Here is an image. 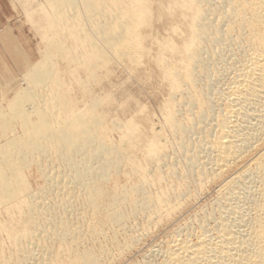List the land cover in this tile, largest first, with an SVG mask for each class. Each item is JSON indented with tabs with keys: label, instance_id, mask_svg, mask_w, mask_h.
<instances>
[{
	"label": "bare ground",
	"instance_id": "6f19581e",
	"mask_svg": "<svg viewBox=\"0 0 264 264\" xmlns=\"http://www.w3.org/2000/svg\"><path fill=\"white\" fill-rule=\"evenodd\" d=\"M47 3L48 35L59 38L46 41L45 56L23 75L25 85L15 93L9 110L0 109L1 129L8 130L7 125L17 121L24 131L0 144V205L1 213L8 218L0 223V234L6 233L12 246L5 253V243H0V264H110L115 254L121 256L134 247V240L139 241L134 236L138 230L146 229L136 228L133 232L132 219L142 214L150 223L178 211L186 180L184 183L174 162L166 167L167 171L162 170L169 150L154 134L144 146V161L151 162L152 177L147 172L150 166L146 164L145 171L138 164L129 148L144 137L139 120L116 118L108 129L106 114L99 110L106 99L95 94L79 103L76 96L73 101L65 96L56 86L64 81L56 70V54H64L74 64L68 72L74 83L78 81L75 85L81 83L82 92L85 85L81 72L87 73L81 75L88 81L112 62L130 63L135 71L144 52L142 30L153 29L154 6L148 0ZM158 3L156 21L176 16L185 26L179 46L172 45L170 39L162 45V53L158 51L163 75L172 89L171 102L177 92L184 97V117H178L180 104L164 109V126L174 138V146H169L178 159L184 160L185 170H193L198 182L216 180L220 193L216 192L221 196L214 201L218 203L216 212L209 214L211 223L188 232L177 227L165 247L148 251L154 259H148L147 254L138 264H264V0ZM175 28L168 34L173 32L174 36ZM182 36L181 32L178 38ZM167 50L180 55L177 64L167 62L162 55ZM202 75L205 82L201 81ZM214 78L223 80L225 88L215 89ZM27 106L41 109L32 121ZM111 128L120 131L119 143L108 139ZM38 129L39 134H35ZM22 161L26 162L25 168L37 161L46 183L43 188L21 193L16 171L21 170L18 167ZM124 165L138 173V183H119L117 178ZM169 179L172 182L163 185L164 189L151 192V183L159 185ZM110 181L114 182L112 187L107 186ZM54 244L58 246L54 248ZM62 253L66 262L60 260Z\"/></svg>",
	"mask_w": 264,
	"mask_h": 264
},
{
	"label": "rangeland",
	"instance_id": "374dc122",
	"mask_svg": "<svg viewBox=\"0 0 264 264\" xmlns=\"http://www.w3.org/2000/svg\"><path fill=\"white\" fill-rule=\"evenodd\" d=\"M148 1H149V4L152 3V5L154 6V7H151V11H152L151 16L153 17V19L155 18V20L152 21L151 27H153V29L151 31L148 27H144L142 30V33L144 34V35L142 34V44L144 47V49H143L144 55L141 54L140 65H139V67H137V69L135 71L132 70V66L130 63H125V64L119 63L118 64V63L112 62V63L108 64L109 66L106 65L105 66L106 68L105 67L102 68L104 70H101V72L98 71L100 74L102 73L101 76L97 72V77H95L94 79H91V77H90L88 81H86L88 79V77H86L87 73L81 72V74L86 73V76L85 75L82 76L80 74L81 80L84 82V83L82 82V84L85 85V86L81 85V87L84 86V89L81 88V90H84L85 92H87L85 94L84 91L83 92L80 91L79 85L81 83L79 82L80 83L79 85L78 84L75 85L76 83H78V81L76 80L77 82L74 83L73 82V81H75L73 79L74 77L72 78V77H70L71 75H69V73L71 71L70 72H68V71L70 69L71 70L73 69L72 67H74L73 66L74 64H72L71 61L67 60L64 57V54L62 55V54H59L56 52L57 53L56 54V58H57L56 70L60 74L59 78H61V80L64 79V81L63 80L61 81L59 79L61 81L62 85H60L61 83L56 82L57 83L56 86L58 87V85H59V87L62 88V91H63L65 96H67L71 101H73L72 99H74L76 96L79 103H81L83 99L88 98L89 96H92V95L95 96V94L97 96L100 95V97H103L104 100L106 99L101 106L102 108L100 107L99 110L100 111L103 110L106 114L105 124H106V127L108 129L110 126H112V124H109V123L111 121H114L116 118L117 119L119 118V120H121V121H128V119L139 120L138 122H139V124H141L140 126L143 127V128L140 127L141 131H142V135L145 132V134L143 135L144 137L138 143L139 145L135 144L136 146H131L133 148L132 149L130 147L131 150L129 148V151L134 153L135 156L137 157L136 160H137L138 164L139 165L142 164L143 170L147 169L151 165L150 164L151 162H149L147 160L144 161L146 159L144 146H146L147 142H149L152 138H154V136H153V134H154L156 136L155 139H157V138H159L160 140L162 139L161 142L166 144L167 145L166 149L169 150L167 152V153H169V156L166 160L167 163H163L162 170L167 171L168 170L167 168H169L168 165L175 163L174 166L176 167L177 171L179 172V176L182 177V180L184 181V183L186 180V183H185L186 189L184 188L185 195L182 198V202L180 204L181 206L178 208V211L175 214H173L174 216L173 215L170 217L168 216L167 218H170V220L167 218H163L161 220L155 219V220H152V222H150V223L148 222V219L146 217L144 218V216L142 214H139L137 217H135L134 221L132 219L130 225H131V227L134 226V228L132 229L133 232H136L138 228L144 227L146 229L144 231L138 230L135 233V235H134L136 237L135 239L136 240L139 238L140 239H139V241L134 240V242H133L134 245H132L134 247H131L132 250L129 249V251L128 250L125 251L124 254H122L121 256L119 255L120 257L117 256V254H115V258H114V260L111 261L110 264H131V263L132 264L133 263L138 264V262L143 259L142 257L144 255L146 256L148 254V251L151 248L157 249V248H160L161 246L165 247L166 243L168 242L167 240H170L172 238L173 233L177 227H182V228L184 227L183 231L186 232V230H187V232H188V231H193L194 229L198 230L199 227L201 226V224H203V223H209V222L211 223L212 220L210 219L209 214H211V213L213 214L214 213L213 210L216 212L218 203H214V201L217 202V200L219 199V196H221L220 194H218L220 192L218 191L219 190L217 188L218 182H216V180H214L215 183L213 182V180L208 181V182L204 183L205 185L198 182L199 180L196 177V175L193 173V170L192 169L185 170V167H183L184 166V162H183L184 160L181 158H179L180 159L179 160L178 155L175 154V151H172L173 149H171V146H169L171 144L174 146V142H173L174 138L172 137L173 135H170V134H172L170 132V130L164 126V120H165L164 119L165 118L164 112H166L165 110H167V108L169 109L172 106H174L175 104H176V106H177V104L181 105L182 104L181 101L184 100V97H183V95H181L180 93L177 92V94H176L177 96H176V98H174L175 103H174L173 99H172L173 103L170 100L172 89L168 83V81H169L168 78L163 75V72L161 69L162 63L160 62V56H161V53L163 50L161 47H162V45L164 47V45L167 44L166 42L169 43L170 41H171L170 43L172 45L179 46L181 44L182 38L185 36V32H184L185 26L180 21V19H178L176 16H175L176 18L174 17V18L170 19L169 21H166V20L163 21L164 18L161 19L160 21H158V20L156 21L155 15L157 14V12H155V11H157V7H158L157 4H159L158 2H160V0L159 1L155 0V2L157 4L154 3V0H148ZM155 4H156V6H155ZM49 9H50V7L47 3V0H0V11L1 12L3 11L6 14L8 21L13 23L14 25L19 26L25 33L27 32L26 34L29 37L30 46L36 52V62L45 56V54L47 52V46H48L47 42H50L51 40H56V38L57 39L59 38V35H55V36H52V35L49 36L48 35L50 32L49 31L50 28L47 27V25L49 26V22H48L49 16L47 15ZM151 11H150V14H151ZM173 21H175V22H173ZM72 22H74V21H72ZM168 22H170V24ZM176 23H177V25H176ZM181 23L183 25V28H182ZM165 24H166V26H165ZM171 26L174 28L177 26L175 29L177 31L176 34H178V35L175 34L173 36V32H171L172 33L171 35L168 34V33H170L169 30H171V28H172ZM177 28H179V29H177ZM144 29L146 30V32ZM147 29L149 31H147ZM161 29H162V31H161ZM155 31H156V33H155ZM46 32H48V33H46ZM150 32H152V33H150ZM164 32H166L167 34H165ZM181 32H182L183 36L181 38L180 37L178 38V36H181ZM43 34H45V36ZM46 34H47V36H46ZM154 34H155V36H154ZM79 35L81 36V33L78 35L76 34L77 39L79 38ZM146 35H147V37H146ZM45 37H48L49 39L45 38ZM69 37H71V36H69ZM143 37H144V40H143ZM145 37H146V40H145ZM175 37H177L178 41L179 40L180 41L179 42L176 41L177 38H175ZM154 38H155V40H154ZM165 38L167 41L164 40ZM162 39L165 41V43L163 42ZM170 39H172V40H170ZM70 41H71V38H70ZM143 41H146V42H143ZM157 41H159L158 43L161 46L159 44H157ZM76 42H78V40ZM79 42L80 43L79 44L77 43V44L79 45V47H82V44H81L82 42L80 39H79ZM77 44L75 43V45H77ZM157 48H159V49H157ZM158 51H161V53H159ZM225 53H227L226 49H225ZM171 54H173V55L171 56ZM60 55H62L61 56L62 58L60 57ZM162 55L168 60L167 62L171 61L170 64L175 65V64H177L176 62H179L178 58L180 55L177 53L174 54L173 51L167 50L165 52V54H162ZM166 55H169V56H166ZM175 56H177V58ZM168 57H170V58H168ZM221 57L223 58V56H221ZM158 61L160 62V64ZM158 64L160 65L159 67H158ZM69 66H70V68H69ZM132 71H134V72H132ZM71 78H72V80H71ZM85 78H87V79L85 80ZM97 78L98 79L101 78V79L98 80ZM205 78L206 77H204L202 75L201 81L203 80V82H205ZM95 81H96V84H95ZM214 81H215V78H214L213 82ZM63 82L65 83L66 88L70 85V87H68V89L70 91L67 89L69 93L67 92V90L65 92L66 88L64 87ZM213 82H212V84L214 85L215 89H217V88L218 89H224L225 88L223 80L222 81L216 80L215 84ZM217 82H219L220 84H218ZM24 85H25L24 77L22 76V78L16 84L15 88L12 90V92H10V94H8L7 96L0 98V109L1 110L5 111V112H7L9 110L8 104L14 99L15 93L19 89H21ZM85 87H87L88 89ZM53 90H55V89L53 88ZM56 90H57V88H56ZM88 91L89 92L91 91L90 94H88L89 93ZM79 92H82V93H79ZM83 93L85 94V97H84ZM104 96H106V97H104ZM167 101H169V102L167 103ZM165 102L168 106H166L164 104ZM163 106H164V108H162ZM165 107H166V109H165ZM26 108L28 110L27 115L29 116L31 121L41 111L40 108H36L37 110L30 109V106H27ZM162 109L163 110L165 109V110L163 111ZM179 109L181 110V113L178 115V117L182 118V117H184V112H183L184 106L181 105V107H179ZM144 122H148V124L144 123ZM162 126H163V128H162ZM7 127H8V130L7 129L3 130L0 128V144L1 145H2V143L4 144V142H7L8 140L12 139V137H14V134H15V136H21L24 134V131L21 128V125L17 121H13L11 123V125L9 124V126L7 125ZM38 130H34V132L35 131L37 132V133L35 132V134H39L40 129H38ZM109 132L108 131L106 132L107 134L109 133L108 139L113 138L112 140L114 141V143H119L120 142L119 140H121L120 139L121 138L120 131L117 129L111 128ZM161 132H162V134H161ZM146 133H147V135H146ZM150 135L152 138L149 137ZM112 140H109V141H112ZM168 141H169V144H167ZM141 143H142V145H141ZM127 147H129V146L126 145L125 148L127 149ZM135 147H137V148H135ZM134 149H135V151H134ZM138 151L141 154H139ZM202 152H203L202 154L204 155V151H202ZM142 154H144V155H142ZM202 154L200 156H201V158L204 159V156H202ZM172 157H173V159H171ZM140 159L142 162L139 161ZM32 162L30 163L32 165L29 164V167L27 166V168H25L26 162L22 161L19 164L21 167H18L19 169L21 168V170L16 171L17 176L20 177L19 183H20V185H22V187H20L21 193H24L26 191L35 192V191L43 188V186L46 184L42 173H40V171H39L40 170L39 167H37L38 166L37 161L36 162L32 161ZM144 164L145 165L147 164L148 167H147V165L145 166ZM124 166H122V171H121L122 173H120L118 176L119 179L117 178L119 183L122 184L123 186H126V185L131 186L133 184L138 183L137 179L139 180V178H140L139 175H138L139 177L137 176L138 173L136 174L135 172H133L132 168L129 165H126L125 167ZM124 169H125V171H124ZM148 171H150V172L153 171V170H151V166L149 167V169H147V172ZM153 172L149 173V176L152 177ZM133 173H135L134 175L136 177L132 175ZM186 173H187V175H186ZM169 180H170V182H168L167 180H164L165 182L162 181V182H160L159 185L157 183H155L154 185L151 183L149 186L151 189L149 187L147 189L148 190L150 189L151 192H153V193L156 190L157 191L159 189L162 190V188L164 189L165 186H167L166 183L170 184L172 182V179H169ZM111 181L107 184V186L112 187L114 185V182H111ZM163 185H165V186H163ZM216 189H217L218 193L216 192ZM2 211H3V207H2V205H0V223L7 221V219H8L6 215L1 213ZM204 214L206 215V217ZM187 223H188V225H187ZM149 225H150V227H149ZM134 229H136V231ZM6 236H8V235L4 232L2 234H0V239H1L0 243L1 244L5 243V245L4 244L2 245V246H5L4 252L9 253L8 250H10L12 248V246L9 244V241L7 240L8 238ZM118 239H119V237H118ZM2 241H3V243H2ZM87 244L93 245V243L90 244V242H88ZM57 246H58L57 244H54L53 247L56 248ZM113 251H115V249ZM148 255H149L148 259H154L155 258L153 256L150 257V254H148ZM63 257H65V259L67 260L66 256L63 254L62 258L60 259L61 262H63L65 260ZM129 261H131V262H129ZM64 262H66V261H64Z\"/></svg>",
	"mask_w": 264,
	"mask_h": 264
},
{
	"label": "crops",
	"instance_id": "0c3cea01",
	"mask_svg": "<svg viewBox=\"0 0 264 264\" xmlns=\"http://www.w3.org/2000/svg\"><path fill=\"white\" fill-rule=\"evenodd\" d=\"M26 33L0 11V98L10 94L36 62V52Z\"/></svg>",
	"mask_w": 264,
	"mask_h": 264
}]
</instances>
